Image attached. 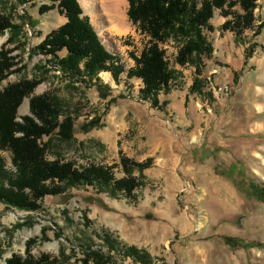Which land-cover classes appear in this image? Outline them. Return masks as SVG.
I'll return each mask as SVG.
<instances>
[{
  "label": "rangeland",
  "instance_id": "rangeland-1",
  "mask_svg": "<svg viewBox=\"0 0 264 264\" xmlns=\"http://www.w3.org/2000/svg\"><path fill=\"white\" fill-rule=\"evenodd\" d=\"M78 1L119 59L120 80L87 74L84 61L80 75L71 73L60 65L66 50L55 59L41 49L68 22L49 0H0V17L10 24L0 31L7 59L0 91L34 86L17 110L20 125L32 117L34 99L53 102L57 122L69 128L43 136L46 161L80 171L112 167L120 180L128 177L124 157L140 186L127 198L64 180L52 184L57 195L31 198L34 209L0 200V264L43 256L49 264H264V0L242 43L221 30L234 15L217 10L210 56L180 65L181 42L161 44L174 79L156 104L143 99L140 79L127 78L150 43L130 20L128 0L123 35L107 31L98 12ZM233 12L244 13L239 5ZM0 158L15 174L12 151L0 148Z\"/></svg>",
  "mask_w": 264,
  "mask_h": 264
},
{
  "label": "trees",
  "instance_id": "trees-1",
  "mask_svg": "<svg viewBox=\"0 0 264 264\" xmlns=\"http://www.w3.org/2000/svg\"><path fill=\"white\" fill-rule=\"evenodd\" d=\"M49 1L58 7L68 22L51 33L42 42L41 49L55 59H59L58 54L66 50L67 56L60 60V65L68 68L66 70L71 73L77 72L80 75L78 65L84 61L87 74L97 77L102 72H110L118 82L123 72L119 59L103 46L89 19L83 16L79 1ZM258 1L128 0L130 20L141 32L148 35L150 43L139 57H135L136 67L128 72L127 78L140 79L144 85L141 90L143 99L156 104L158 93L166 90L174 79L160 45L168 41L181 42L176 57V62L180 65H185L194 56H210L212 48L207 41V33L214 30L211 20L217 10L226 19L234 15L233 19L227 20L221 26V30L234 33L236 41L242 43L243 34L252 28L253 12ZM237 5L243 14H234L233 8ZM9 25L0 17V31ZM6 61L3 54L0 55V81L5 78ZM97 81L101 84V81ZM33 88L31 83L24 82L0 91V148L12 151L13 164L17 170L15 174L8 172L0 158V200H6L22 209H34L36 204L32 202L47 195H57L59 190L52 184L64 180L96 184L100 189L105 187L111 190L114 195L135 197L134 192L140 183L130 176L129 163L124 157L121 163L128 177L120 180L113 176L112 167L90 166L80 171L71 163L61 164L44 159L45 149L40 144L43 136L51 134L57 128L63 131L69 127L57 122L55 106L47 97L32 101V117H26L24 124L15 122L19 106ZM16 133L21 136L16 137ZM50 261V257L46 256L37 260L31 257H15L8 264H49Z\"/></svg>",
  "mask_w": 264,
  "mask_h": 264
},
{
  "label": "bare ground",
  "instance_id": "bare-ground-1",
  "mask_svg": "<svg viewBox=\"0 0 264 264\" xmlns=\"http://www.w3.org/2000/svg\"><path fill=\"white\" fill-rule=\"evenodd\" d=\"M84 5L91 11L98 12L100 17L108 24L110 33L123 35L128 33L130 25L128 23V16L126 7L127 0H82ZM3 40L0 39V46ZM104 79L113 83L110 73H102Z\"/></svg>",
  "mask_w": 264,
  "mask_h": 264
},
{
  "label": "crops",
  "instance_id": "crops-1",
  "mask_svg": "<svg viewBox=\"0 0 264 264\" xmlns=\"http://www.w3.org/2000/svg\"><path fill=\"white\" fill-rule=\"evenodd\" d=\"M191 71H192V70H191ZM191 71H190V72H191ZM180 122L183 123V124H185V120H184L183 118H180Z\"/></svg>",
  "mask_w": 264,
  "mask_h": 264
}]
</instances>
